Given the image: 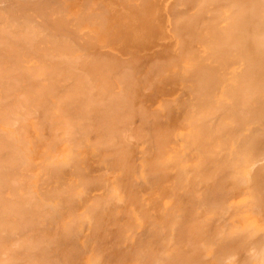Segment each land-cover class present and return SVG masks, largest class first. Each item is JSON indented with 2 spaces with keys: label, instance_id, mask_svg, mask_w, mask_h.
<instances>
[{
  "label": "bare ground",
  "instance_id": "bare-ground-1",
  "mask_svg": "<svg viewBox=\"0 0 264 264\" xmlns=\"http://www.w3.org/2000/svg\"><path fill=\"white\" fill-rule=\"evenodd\" d=\"M137 2L139 3V1ZM141 2L139 3L140 5L137 3L138 7H141ZM167 2L168 5H166L169 8L166 6L167 9H165V13L168 12L167 14H170V16H174V18L171 17L172 19L176 18V22L174 21V31L175 34H177L176 36L174 35L173 38L175 39V37H177V41H173L174 39L170 40H172L176 45L178 44L177 50L174 48L175 45L173 44V48L177 52L175 56L170 57L169 55L166 58L164 56H167L168 53H166L167 51L165 52L166 49L163 50L162 48V51H164L166 54L164 52V54L161 52L162 58L157 56L156 60H158V58L160 59L159 65L162 66L163 70L165 69L164 72H166L167 68H170V64L171 68L172 66H174L176 71H179L180 69L177 70V68L181 66V63H185V65H187L186 69L188 71L184 73L178 72L179 75L182 74V76H178L177 74L176 77V75L172 74V71L167 70V74L172 72L171 74L175 76L174 82L175 80H180V78L178 77L182 78V80L180 81V85L182 87V96L178 99L176 104H164L162 106H159V108L154 111H152L153 109L149 110L148 105L145 107L142 103L139 104L141 101L133 100L134 98H138V93L141 90V88L139 87L141 85L146 86V83H150L153 81L152 78H150L149 80V77L147 78L144 76L147 70L144 72V75L139 74L140 76H142L140 77V81L142 80L143 76L146 78V80L148 79L147 81L144 79L146 82H144L145 84L142 83V80L140 86L137 85L139 89L135 87L136 83H140L137 82L139 81V78L137 77L135 79L137 81L135 82V86L133 87V81L135 80L130 82V80L132 79H130V76L127 78L125 74V76L123 75L124 77L122 76V79L124 78L123 81L129 79V82L126 81L127 83H123L127 84V86L129 83L133 84H129L128 87L126 86V89H124L125 86L122 85L124 86L123 90L121 89L122 91H108V89L111 88L112 82L111 84L108 83V89H103L100 88V86L102 85L101 82V85H97L99 84V80H90L89 78L88 83L86 82L87 80L85 81L82 79V74L80 75L82 77H79V74H76L78 77L76 76L77 78H75L74 76L73 79H76L75 82L78 83V85L75 84L74 80L70 77L71 75L73 77L76 72L74 74L71 73V75L65 74V72L67 73L68 70H63L65 72L62 71L61 73L59 71V73H57L58 70L65 69L69 63H72L71 59L69 60V63H63L64 67L61 65L63 62L62 61L60 64L62 68L55 66L57 68V71H55L54 68H51V70H54L56 72V75L58 74V76L64 73L60 77L57 76L58 79H62L64 75V79L70 78V80L68 79L67 81V79H65L66 81L62 80L64 83H60L62 81H59L57 77L54 76L55 74L53 76L56 77V79L50 76L51 74L49 73L51 71L49 73L47 72L48 69H50L49 67H51L49 65L51 63H54L52 61H47L48 63H50L49 65L45 61V65H48L47 67H45L44 62L43 64L40 63V65L42 64V67H40L38 62V66L33 65V67L37 66L34 67V69L31 66L30 68L28 66L27 69L26 67L24 69H22V67L20 68V66L24 65H22V61H18L17 58L21 57L22 54L24 55V53L21 54L12 49L11 45L14 44H12L13 41H10L9 36L13 32L9 34V31L7 32V30L5 29L0 30V92L4 95L3 96L2 94H0V100H2L3 102V100L7 101L6 99H8L9 101L11 97H15L20 93L24 94V99H22L21 101H18L19 98L17 99L16 97L17 101H13L15 104H11V102L8 101V103L6 104L8 106L7 109L11 108L9 110L11 113L17 112L18 115L20 114V117L18 115L17 117L19 121L21 118V125L18 126V133L19 131L21 133L18 135L16 131H13L14 134L12 132L13 135H11L9 134V131L6 133V130L5 132L3 131V135L1 134L2 137L6 136V141L8 142V144L5 140L4 141L5 144L8 145L9 150L6 146L5 148L7 149L3 148L2 145L5 144L4 142H2V139L5 138L1 137L2 145H0L3 150H5V152L6 150L8 151L5 154L7 156L4 155L5 159H3L4 156L3 158H0V162L5 163L4 166L1 165L2 163H0V180L1 178L3 180L4 177L7 180H15L17 182V186H13L15 184L9 181L11 182V184H13L7 186V189L10 191L12 198L9 197V199H7L4 196H2V198L0 197V231L4 230L10 233L15 228V226L13 228L12 225H15L16 223V228L14 231H18L19 235H21L20 239L22 238V241L19 239L21 244H18L17 246H20L19 250L21 251L18 250L17 252H15L17 250L16 248V250L11 253V251L14 250L15 247L14 249H11L12 245L11 247H9L10 245L8 243V247L11 249V251L10 249L8 250L7 246H5L7 245L6 242L8 241L4 236L3 245L5 247L3 245L2 246L4 247V250L7 249L9 254H11L9 256H6L7 252L5 251L6 257H1L2 260L0 259V262L5 261L6 259L9 262L5 261L7 263L2 262V264H8L11 262L14 263L16 260L24 261L25 258L28 260V264H54V261L52 260V262L50 260L51 257L48 255V251L50 252L51 250L55 252L58 251V254L61 256V258L70 263L71 261H67V259L72 260L75 258V256H78L79 253L81 254V252L83 253V251L85 250L89 253L90 249L91 252L94 253L89 254L86 259V264H192L194 261L195 262L193 264H201L200 260L202 258L200 259V257L206 253V250L211 248V252L213 253V251H215L214 248L216 249L217 247L218 249H221L222 245L228 246L229 244L233 248H230L229 246V249L226 248L228 250V254L225 247L223 248L224 251L222 249L221 251L217 249L218 251H215L213 253L214 264L215 262H218V264H226V262L228 264H264V161L258 163V161L260 162V160L264 159V0H169ZM143 3L146 4V0H143ZM143 3L142 6H145L143 5ZM153 5L156 6L157 4L153 2ZM125 6H128V4H126ZM158 6L159 5H157V7ZM176 6H184V9H178L176 8ZM133 7L135 8L136 6ZM137 9V13L141 11L146 12L145 9L141 11L139 8ZM132 10L136 13L135 9ZM176 13L179 15L181 14V16H176ZM144 14H142V16ZM17 17L19 16L17 15ZM35 24L37 23L35 22ZM36 26L37 30H40L38 29V25ZM170 29L168 26V30L172 31V29ZM33 31L34 30H32L31 33L30 31H27V33L30 34L26 33L23 37H21L20 35V38L19 36H16L18 37V39L23 38V40H28V43H30L32 39H30V36L28 35L32 34V37L33 35L35 36L34 39L36 37L38 38L37 34H35V32L33 33ZM41 31H39V33ZM109 31L105 33L110 34ZM46 36L47 35H45L44 38H41L39 36V38H41V41L42 39L46 41ZM49 36H51L50 39L53 38V35ZM49 36L47 37L49 38ZM55 37L54 39H57ZM11 39L14 38L11 37ZM17 42H19V40ZM168 42L166 44L170 45L169 43L171 42ZM50 43L52 44L54 51L58 49V47H61V49L65 47V44L62 43V40L60 43H62L63 45L60 43H58L59 45H57L56 42L53 43L51 41ZM105 43H109V41ZM38 44L39 43L37 42V45ZM53 44L57 45V48ZM156 44L159 47L156 46L157 48L155 47V50H152L151 54L153 53V55H156L157 52H160L159 50H161V47L164 46H162V43H160V46L159 42H156ZM48 45L50 44L48 43ZM69 47L70 48L68 49L71 50L74 46ZM76 47L77 46H75V48ZM21 48L23 49V47ZM46 49H48V47ZM65 49L68 50L66 47ZM155 51L156 53H154ZM151 54L149 55L151 56ZM63 55H65V57L66 55L70 56L69 53H66V51L62 53V56ZM111 56L113 58H119V56H117L116 54H109V57ZM131 56L133 57L132 54ZM137 56H135V58ZM151 58L152 60L154 59V65L151 62L149 64H152L156 67V64H158L159 62L156 61L155 57L153 58L152 56L148 59L152 61ZM54 59L55 58H52L50 60ZM61 59L63 60V58ZM143 59L144 57L140 62L146 64V62L148 61L147 58L145 57L146 61H143ZM130 60L132 59L130 58ZM172 60L175 62H173ZM176 60L180 63L178 65L179 67H175V65L178 64ZM112 61H114V59ZM155 61L157 62L156 64L154 63ZM161 61L163 62V64H161ZM74 62L76 63L74 65H77L78 62ZM120 62L122 63V61ZM125 62L127 63L128 60H125ZM140 62H138L139 64H141L139 65V69L145 66ZM166 62L170 64H166ZM173 63L174 65H172ZM236 64L237 66H235ZM150 65L149 67H151L152 69H156L155 67H152V65ZM185 65L183 64V66H181L184 68L181 70H185ZM44 67L46 68V70ZM13 68L15 70H17L18 68V71L14 72ZM42 68L44 69L45 73L48 74H43ZM162 68H158L159 71H161V74L159 72H157L156 74L157 69H153L154 72L150 70L153 72V74L151 73L150 76L154 75L155 73V77L162 76V78L166 80L167 74L166 77L165 75H163L164 72H162ZM136 71L134 73V76L135 74H138V72ZM176 71L174 70L175 73H177ZM23 72L28 74H24ZM29 72H32L31 75L29 74ZM139 72L143 73L141 69ZM158 73L160 75H158ZM32 74L35 75V78ZM40 74L41 78L44 76L41 81L43 80L44 82H51L47 83L48 86L45 84H39L41 83V81L40 79L38 80L37 77L40 76ZM104 74L105 76H101L102 79L103 77H106V75L107 77H109L108 73ZM26 75H30V78L28 77L29 79H26ZM11 77H14L12 81L10 80ZM116 77L113 78L115 79ZM120 77L121 76H119V78ZM155 77H153V79ZM31 78H33L32 83L29 81ZM78 78L79 80L81 79L82 82L81 80L80 82H77ZM2 79L4 80V82H1L3 81ZM155 79L160 80L159 78ZM25 80H28L30 84L29 85L28 82H26L27 88L26 86H24ZM56 80L59 81V83ZM93 80H95L96 82ZM170 80H168L169 83ZM34 81V84L37 83L38 85H34ZM187 81L190 82V85H186ZM71 82H73V85L75 84V87H80L82 85H80V83H87V88L89 85H91V89H86V91H90L91 96L89 95V93L86 94L83 92V94L81 91L86 87V85H83L84 87H81V93H78L77 91V93H75L74 95V90H79V88L75 89L74 87H71L70 89L69 87L72 86ZM92 82H94V84H91ZM104 82H106V84L103 86L107 88L106 85L108 80ZM54 83L59 84V89H57V85ZM66 83L68 85L70 83L71 84L70 86H68ZM95 83L96 86L100 88V90L104 91V93L106 91L109 92V94L106 92L108 95H105V98L104 96L103 98H99V95H95L94 89L95 91L97 90L98 92H100L98 88H95V86H93L92 89V85H95ZM60 84L61 86L64 85L62 86L63 88L65 87V85H67V88L70 91H67V89L64 88L66 90L65 91L60 86ZM118 84L120 83L118 82ZM31 85L35 86L34 90L32 89L33 87H31ZM49 85H51V87ZM53 85H55L56 88ZM21 86H23V88L25 87L26 89L22 91L21 89L23 88H21ZM130 86L139 91L138 92L136 90L138 93H135V95L137 96L134 98L133 96L135 95L132 94V92H134L132 90L135 89H133L132 87L131 90L127 89ZM37 87L39 90H36ZM17 88L21 91H19ZM50 88H55L54 90L51 89L52 91H54V93L50 90ZM44 89L45 91L43 92ZM48 89L52 92L51 93L49 91L53 96L54 94H56V90L60 91V89H63L64 91H61L65 93L64 95H61H63L64 97L61 96V98H59L61 91L59 92V94L57 93L55 97H53L52 95L48 96ZM112 89L113 88H111V90ZM97 91L96 94H98ZM103 91H101L100 94H102ZM119 91L122 95L120 93L118 94ZM93 93L96 98L98 97L99 99H95V96L93 97L92 95ZM6 94L9 95L8 97L10 99L6 98ZM78 94H82V97L78 98ZM45 95L48 97L51 96L53 99L55 98L54 101L56 103H52L53 99H51V97L49 98V100L51 99L52 101L46 100ZM102 95H100V97H102ZM113 96L115 98H111ZM29 99L30 101H35L36 103L31 102L32 104H29ZM75 99L78 101H75ZM80 99H82L81 102H84L83 104L79 102ZM25 100H27V102ZM64 100L65 102H62ZM48 101L50 104L47 103ZM74 101L77 102V104L73 103ZM134 101L139 102L136 103ZM3 107L5 108V106ZM26 107L28 111H25ZM4 112H6V110H4L3 113ZM28 112H30L32 115L34 113L35 120L32 121V126L35 128V130H43V133L40 132L43 137L39 134V132V135L37 134V138L35 136L32 137L31 131H27L28 126L24 122L28 120ZM158 118H163V123L158 125L157 123L161 120ZM176 120L182 122L181 127L186 129L185 133L179 132L180 130L177 129L179 125L175 126ZM2 121L4 123L5 119ZM13 121L15 122V120ZM136 122V125L133 124L135 125L133 131L132 126H129V124L131 125V123ZM5 123L4 125H7ZM30 130H32L31 127ZM142 130H167V133L161 139H158L157 137L156 148L151 145L152 135L147 134L146 131L145 134H141ZM24 131H27V133L29 132L31 137L35 139L32 140V138L30 137L31 139L28 140L27 137L29 138V133H26V135ZM56 131H58L57 133H59V135L56 134ZM49 132L50 134H48V138L47 134L45 133ZM53 132L57 135V137L53 135ZM61 133L64 135L67 134V136L63 137ZM179 139L181 141L178 144L177 142L173 143V140L178 141ZM170 140L178 147L169 148L168 146L167 148V142L170 143ZM29 142H31L30 148L33 149L31 150L32 154L29 153L31 152L30 149L28 151L27 145ZM59 142L66 144L67 149L65 151L67 152V154L65 158L69 157L67 159H70L73 165L78 164L79 167L81 162L88 163L91 161V158L98 156L99 152H102V154L104 153L105 155L106 151L109 154V158H107L108 156H106L105 158H111V164L114 169L120 171V177L118 178V180L115 177V179L111 177L114 180H110L107 177L105 178V174H97L91 176L89 175L90 177L88 178H80L79 175V183L81 185L92 184L93 187L96 186V188L97 186H99L98 189L101 188L102 191L101 195L98 194L100 198L99 196L94 197L95 199L93 198V200H91L92 198H85L87 201L91 200L92 202L89 205L86 201V203L84 204L89 205H85V207H88L89 210H86L87 212L84 210L83 212H81L86 213L84 214L85 216L89 215L87 217L89 218L87 221L90 223L89 230L87 228L88 234L91 230V232L95 233L96 236L92 233V235L85 234V236H83L84 234L82 235L78 232L77 227L79 226L76 225L78 218H74V215H72V213H75V211L77 210L75 208L79 207V203L77 204V201H75V203L77 204V206H74L75 208L71 207L73 202L68 203L70 201H73L72 199H77L75 198V196L77 197L78 194L80 195L78 196L81 197L82 194L81 192H79V190L77 192H74V189H76V186L78 185L74 187V184L69 185L68 183L69 186L65 185L68 187V189L66 188L67 192L65 191V193L62 190L61 192L63 193L59 191L60 194H62L61 197L55 196L59 192H57L56 190L53 191L51 190L52 188L48 187V182H52L51 178L53 176H57V170L60 167H63L62 164L70 166L66 163L67 159L64 160V158L62 159L60 158V156V159L55 157L52 158L51 155L48 154L52 158L51 159L48 157L47 153H44L47 148L52 149L54 147L53 145ZM51 144L53 147L51 146ZM153 149L156 150L154 151ZM36 150L39 152L44 151L42 152L43 155L42 153L37 154L35 152ZM35 153L42 157L46 156L48 157V159L46 157V159L43 157L44 159L42 158V162L40 161L41 158L39 162H37L34 156L31 157V155L36 156ZM102 158H104V156ZM95 161L97 162L96 159ZM67 162H69V160H67ZM4 168H7L8 170ZM41 170L43 171V173H41ZM90 170L91 172H96V169H94L93 167H90ZM146 175H149V179L146 178ZM5 181L3 180L4 184L7 182ZM31 186L32 188L34 187V190L36 191L33 192V190L29 188ZM4 188H6V186ZM63 190L65 189L63 188ZM2 192L3 194L6 193L4 189ZM111 198H113L114 200L112 201ZM44 200H49L50 204H47V202H45ZM144 201L146 202V205H144L145 203H142ZM94 202L95 204H97L95 205ZM115 202L116 204H118L117 206L113 205ZM100 203L101 208L99 206ZM152 203H156V205H152ZM67 204H70L68 205L69 207H67ZM102 204H104L105 207H111L105 208ZM243 206L245 207V209ZM70 207L73 212L68 213L69 211H71ZM96 207L100 209H97ZM240 207H242L243 209ZM20 208L22 209L20 210ZM239 208L241 209V211H239ZM15 209H17L18 211H16ZM64 210L65 212L67 211L66 214ZM91 210L92 214L95 212V214H93L94 216L90 214ZM101 210L109 211L107 214L104 211L105 215H102ZM15 211L18 213L17 215H19L20 219L16 220V222H13V224L11 222L13 217L12 219L10 217L11 215L15 216L11 214ZM216 211L228 214L227 216H225L227 220H229V216L236 215V212H243L241 215L243 218L242 226L237 230H230L231 232L229 233L228 238L226 236V231L223 229L224 227H226L225 229H228L229 226L227 227V224L230 223L228 221V223L226 224L225 218V220H223V223L220 222L219 219H217L219 217V213L216 214ZM70 214L72 215L73 219H76V221L74 222L71 217L70 220L72 219L71 221H73L74 226L69 225L68 227L65 223L67 221L64 222L63 218L65 219V216H69ZM98 214H100L101 216H97ZM59 215H61L62 220L60 219V217L58 218ZM91 215L92 218H95V216H97V219H92ZM80 216L81 219L83 218V220L84 218H86L85 216L83 217V214H80ZM238 217H240V215L236 218ZM57 218L58 221H55V219ZM81 219L79 218V220ZM114 219L116 221H119L116 223ZM90 220L92 223L90 222ZM96 220H99L100 224L98 222V224L94 223L96 222ZM217 220L220 222V224H223H221L223 227L218 224L219 222ZM231 220L232 219H230V221ZM59 221H63L64 226L66 225V227L64 228L62 225H60ZM232 221L235 222V219ZM56 222H59L57 223L58 226L55 224ZM83 222L86 221H82V223L80 221V223L83 225H81L80 228L84 227L83 229H86V224L88 222L86 224H83ZM107 222H109V224ZM104 223H106L107 225L103 226ZM75 225L77 227H75ZM219 225L221 226V228H223V231L221 230ZM94 226L98 229V231L95 230L96 228ZM102 226L104 227V229H106V231L102 228ZM73 227L77 228L78 233H76L78 234V237L82 238L83 236V238H85L86 236H89L88 239L86 237V240H89L90 238L95 236L93 241L89 240L90 243L91 241L93 242L92 244L95 245V248L93 245V247L91 246V248L88 249V245H90V243L88 244V241H86L85 239L80 243H83V245H81L82 249H78V247H81L80 245H78V247L76 248V243H73L76 236V230ZM83 229L80 230V233H82L81 231H83ZM144 231L146 232V234H144ZM97 232H100V234H98ZM213 232H216V235H218L216 237L214 236L216 238L215 240H211V238L214 239V237H212V234L215 233ZM144 235H146V237ZM220 235H222V238L220 237ZM105 236L106 238H108V241H106ZM16 237L17 235L14 236L13 234L12 243L17 240ZM0 238H2V235L0 236ZM98 238H100V240ZM224 238H226L227 242L229 241L228 244H224L226 241L225 240L223 242L222 239ZM76 239H78L77 236ZM209 239L212 242L219 240L220 243L216 241L215 243L218 244H215V247L211 246L212 242L210 243V245L208 243ZM9 242L11 241L9 240ZM68 243H70L71 245H69ZM0 244H2V242ZM199 244H201V246ZM208 244L210 247H208ZM49 245H51L52 247H50ZM219 245L221 246L218 247ZM2 246L0 245V247ZM1 252H3V250ZM86 252H84L82 255H86ZM194 252L196 254L198 253L199 258H196ZM216 252H220L218 253L219 255ZM223 253H225V255ZM52 255L53 254H51V256ZM81 256L80 260L82 258ZM9 259L11 260V262ZM55 260H57V258ZM59 260L62 261L61 259ZM20 264H22V262ZM58 264L60 263L58 262Z\"/></svg>",
  "mask_w": 264,
  "mask_h": 264
},
{
  "label": "rangeland",
  "instance_id": "rangeland-1",
  "mask_svg": "<svg viewBox=\"0 0 264 264\" xmlns=\"http://www.w3.org/2000/svg\"><path fill=\"white\" fill-rule=\"evenodd\" d=\"M128 3H127V2ZM0 0V30H2V29H5V30H7V32L10 34V33H12V34H10V36H9V38H10V41L12 42V44H14V45H11V47H12V49L14 50V51H16V52H18V53H24V55L22 54V58L21 57H19V58H17V60L19 61H22V65H24V66H20V68L22 67V69H24L25 67H26V69L28 68V66H29V68H30V66L31 67H33V65H37V63L39 62V65H40V63H42L43 64V62H44V65H45V61H46V63L49 65L50 63H48L47 61H49V62H54L52 65L50 64L49 66H51V67H49L50 69H48V73L49 74H51L50 76L51 77H54V76H58V74L56 75V72L55 71H57L56 69V67H61L62 68V66L64 65V64H67V62L69 63L70 61L69 60H71V62L72 63H69L67 66H66V68L65 69H62V70H58L57 71V73H59V71H60V73L63 71V70H68V72L66 73L65 71H63V72H65V74H70L71 75V73H75V75H73V77H72V75L70 76L72 79L74 78V76H75V78H77L78 76V74H79V77H85V78H83L82 77V79L83 80H87L86 82H88L89 80V78H90V80H92V79H96V81H98L99 82V84H97V85H101V83H102V85L100 86V88H103V89H108V83H110L111 84V82H112V85H111V88H113L112 90H111V88H109L108 89V91H118V90H123V88H124V86H125V88L124 89H126V86H127V84H124L123 82H129V79L128 80H124L123 81V79H122V76L124 75L125 76V74H126V76H127V78L130 76V79H132V80H130V82H132L133 80H135L137 77L139 78V81H137V80H135V81H133V83H134V85H133V87L135 86V82L137 81V82H140V83H136V88L137 89H139V88H141V90H140V92L137 90V89H135V88H133L132 86H130L129 88H127V89H130L131 90V87L133 88V89H135V90H132V91H134V92H132V94L133 95H135V93L137 94L138 92V98H134V97H136L137 95H135V96H133V100H139V101H141L139 104H143V106H147L148 105V109L149 110H152V111H154V110H156V109H158L159 108V106H162V105H164V104H176L177 103V101H178V99L182 96V87H181V80H182V78L181 77H178V78H180V80L178 79L177 81L175 80V82H174V79H175V76H173V75H176V77H177V74H178V76H182V74H180L179 75V73H184V72H186V71H188L187 69H186V67H187V65H185V63H181V66H183V64L185 65L184 67H185V70H181V69H184L183 67H179L178 65L180 64L177 60V65H175V67H179V68H177V70L178 69H180L179 71H176V69L174 68V66H172V68H171V64L170 63H167L166 62V64H170V68L168 69H166V72H164L165 71V69L163 70V68H162V66H160L159 64H160V62H159V58H158V60H156V57L157 56H159V57H161L162 58V53L164 52V51H162V48H163V50L164 49H166L165 50V52L166 53H168V55L167 56H164V57H168L169 55H170V57H173V56H175V54H176V50H177V46H178V44L176 45L175 43H173V41H177V37H175V39L173 38V36L175 35L176 36V34H175V31H174V24H175V22H176V18L175 19H172L171 17H173L174 18V16H170V14H167V13H165L166 12V10L165 9H167V1H169V0H146V4H147V7H146V4H144L143 3V0H137V1H139V3L141 2V7H138V5H137V1L136 0ZM130 1V2H129ZM145 2V1H144ZM153 2L155 3V4H157V5H159L158 7H157V5L155 6V5H153ZM161 2V3H160ZM128 4V6H125L126 4ZM138 3V4H139ZM142 3H143V5H145V6H142ZM167 4V5H166ZM140 5V4H139ZM104 6V7H103ZM133 6H136L135 8L133 7ZM167 6V7H166ZM102 7V8H101ZM158 9H157V8ZM161 7V8H160ZM184 6H180V7H177L176 6V8H178V9H184L183 8ZM137 8H139L140 9V11L141 10H143V9H145L146 10V12H145V14H144V12L143 11H141V12H138L137 13ZM160 8V9H159ZM169 8V7H168ZM5 9V10H4ZM106 9H107V12H106ZM132 9H135L136 10V13L132 10ZM163 9H164V11H163ZM158 11V12H157ZM29 12V13H28ZM103 12H105V13H103ZM164 12V13H163ZM108 13V14H107ZM140 13V14H139ZM171 13V12H170ZM3 14V15H2ZM31 14V15H30ZM142 14H144L143 16H142ZM157 14V15H156ZM177 14V13H176ZM175 14V15H176ZM182 14H185V13H182ZM17 15L19 16V17H17ZM32 15H34V16H32ZM160 15V16H159ZM170 16V18H169V16ZM179 14H177L176 16H178ZM11 16H13V17H11ZM181 16V14L179 15V17ZM16 17V18H15ZM165 17V18H164ZM7 18V19H6ZM178 18V17H177ZM26 19V20H25ZM32 19V20H31ZM33 19H34V22H33ZM163 19V20H162ZM175 21V22H174ZM35 22L37 23V24H35ZM40 22V23H39ZM165 22H167V23H165ZM3 23V24H2ZM44 23V24H43ZM51 23V24H50ZM170 25H169V24ZM21 24V25H20ZM137 24H138V26H137ZM144 24V25H143ZM24 25V26H23ZM36 25H38V29H40V30H37V26ZM114 25V26H113ZM167 25V26H166ZM9 26V27H8ZM145 26V27H144ZM168 26H169V29L171 28L172 29V31H173V34H172V31H169L168 30ZM2 27V28H1ZM36 29H35V28ZM27 28V29H26ZM42 28V29H41ZM29 32L30 31V33L32 32V30H34L33 31V33L35 32V34H37V36H38V38L36 37L35 39H34V35H33V37H32V34L31 35H28V36H30V39H32V41H30V43H28V40H23V38H21V39H18V37L17 36H19V38H20V35H21V37H23L24 36V34H26L27 33V31ZM30 29V30H29ZM157 31H156V30ZM170 29V30H171ZM35 30H37V31H35ZM43 32H42V31ZM110 30V31H109ZM11 31V32H10ZM39 31H41L40 33H39ZM103 33H102V32ZM110 32V34H108V33H105V32ZM168 34H167V33ZM16 33V34H15ZM30 33H27V34H30ZM112 33V34H111ZM19 34V35H18ZM43 34H45V35H47V36H49V35H53L52 37V39H50V37L51 36H49V38L46 36V41H44L43 39H42V41H41V38H44L45 37V35H43ZM49 34V35H48ZM105 34H107V35H105ZM170 34V35H169ZM17 35V36H16ZM43 35V36H42ZM16 36V37H15ZM27 36V35H26ZM25 36V37H26ZM39 36L41 37V38H39ZM56 36V37H55ZM119 36H121V37H119ZM11 37L12 38H14V39H11ZM32 37V38H31ZM54 37L55 38H57V39H54ZM59 37V38H58ZM60 37H61V39H60ZM107 37H109V38H107ZM118 37H119V39H118ZM48 38V39H47ZM105 38H107V39H105ZM28 39H29V37H28ZM117 39H118V41H117ZM130 39V40H129ZM170 39H174L173 41L172 40H170ZM19 40V42H17ZM21 40V41H20ZM38 40H40V41H38ZM47 40H48V42H47ZM60 40V41H59ZM61 40H62V43H64L65 44V47L68 49V48H70L69 46H74L71 50H66L65 49V47L63 48V49H61V47H58V49H56L55 51L53 50V46H52V44L50 43V41L51 42H56L57 43V45H59L58 43H60L61 42ZM3 41H4V39H3ZM22 41H23V43H22ZM107 41H109V43H105V42H107ZM111 41V42H110ZM115 41V42H114ZM155 41V42H154ZM171 42V43H169V42ZM15 42V43H14ZM24 42H26V43H24ZM37 42L39 43L38 45H37ZM156 42L158 43L159 42V44L160 43H162V46L163 47H161V50H159L160 52H157L156 53V51L154 52V53H156V55L154 54L153 55V53L151 54V52H152V50L154 49L155 50V47L157 46V47H159L157 44H156ZM169 43L170 45H168V44H166V43ZM41 43V44H40ZM45 43V44H44ZM48 43L50 44V45H48ZM55 43V44H56ZM62 43H60V44H62ZM29 44V45H28ZM55 44H53V45H55ZM106 44H108V45H105ZM155 44V45H154ZM166 44V45H165ZM175 45V47H174V45ZM44 47H43V46ZM57 45H55V47L57 48ZM63 45V44H62ZM62 45H60V46H62ZM46 46V47H45ZM68 46V47H67ZM75 46H77L76 48H75ZM102 46V47H101ZM160 46H161V44H160ZM21 47H23V49L21 48ZM48 47V49H46ZM49 47H50V49H49ZM51 47H52V49H51ZM156 47V48H157ZM176 49H174V48ZM65 49V50H64ZM160 49V48H159ZM50 50H52V51H50ZM136 50V51H135ZM174 50V51H173ZM64 51H66V53H69V55L70 56H67L66 55V57H65V55H63L62 56V53L64 52ZM74 51V52H73ZM144 51V52H143ZM158 51V50H157ZM130 52V53H129ZM150 52V53H149ZM162 52V53H161ZM164 52V53H165ZM26 53V54H25ZM36 53V54H35ZM70 53H72V54H70ZM144 53V54H143ZM163 53V54H164ZM165 53V54H166ZM65 54V53H64ZM109 54L111 55V54H116L117 56H119V58H113L112 56V58L111 57H109ZM131 54L133 55V57L131 56ZM146 54H147V56H146ZM149 54H151V56L154 58L155 57V60L156 61H158L159 63L158 64H156L157 62L155 61L154 63L156 64V67L155 66H153L154 64H153V60H152V58H151V60L152 61H150V59H148V58H150L151 56L149 55ZM17 55V54H16ZM30 55V56H29ZM139 56L140 57V55H141V59L138 57H136L135 58V56ZM143 55V56H142ZM19 56V55H18ZM44 56V57H43ZM49 56H50V58H49ZM52 56V57H51ZM62 56V57H61ZM73 56H75V57H73ZM131 56V57H130ZM70 57V58H69ZM144 57V59H143V61H146L145 60V57L147 58V62H146V64L144 63H142V62H140V61H142V58ZM163 57V58H164ZM45 60H44V59ZM52 58H55L54 60H56V61H54V60H50V59H52ZM61 58H63V60L61 59ZM69 58V59H68ZM130 58L132 59V60H130ZM22 59V60H21ZM48 59V60H47ZM65 59V60H64ZM85 59V60H84ZM114 59V61H112ZM123 59H125V60H128V62L126 63L125 62V60H123ZM135 59H137V60H135ZM140 59V60H139ZM44 60V61H43ZM83 60V61H82ZM118 60H119V63H118ZM131 62H130V61ZM137 61V62H135V61ZM164 60V59H163ZM175 60V59H174ZM63 61V62H62ZM74 61H77L78 63H77V65H74V64H76ZM81 61V62H80ZM117 61V62H116ZM120 61H122V63L120 62ZM173 61V60H172ZM172 61H171V63H172ZM57 62V63H56ZM61 62H62V64H61ZM87 64H86V63ZM138 62H140V63H142L143 65H145L144 67H143V65H142V67L143 68H140L141 69V71H143V73H141V72H139L140 71V69H139V65H141V64H139ZM152 63L151 65H152V67H155L156 69H157V71H156V74H157V72H161V71H159V69L158 68H162V72H164V74L163 75H165V77H166V74H167V70H170V71H172L171 73L173 74H171V73H169V74H167V78H166V80L165 79H163L162 78V76H157V77H155V73H154V75H152L153 77H155V78H159L160 80H156L155 78L153 79V77L152 76H150V74L152 73L153 74V72H154V70H156V69H152L151 67H149V63ZM162 62V61H161ZM173 62H175V61H173ZM64 63V64H63ZM80 63H82V64H80ZM85 63V64H84ZM132 63V64H131ZM164 63H165V61H164ZM42 64L40 65V67H42ZM60 64L62 65V66H60ZM161 64H163V62L161 63ZM1 65V64H0ZM20 65V64H19ZM47 65V66H48ZM84 66V67H82V66ZM88 65V66H87ZM97 65V66H96ZM135 65H137V66H135ZM146 65H148V66H146ZM150 65V66H151ZM165 65V64H164ZM164 65H163V67H164ZM172 65H174V63L172 64ZM38 66V65H37ZM37 66H34V67H37ZM46 65H45V67H47ZM56 66V67H55ZM72 66H74V67H72ZM76 66V67H75ZM235 66H237V64L235 65ZM1 67V66H0ZM18 67V66H17ZM34 67H33V69H34ZM39 67V68H40ZM44 67V68H45ZM64 67V66H63ZM69 67H70V69H69ZM89 67V68H88ZM109 67V68H108ZM138 67V68H137ZM149 67V68H148ZM166 67V66H165ZM168 67V66H167ZM38 68V69H39ZM51 68H54L55 69V71L54 70H51ZM61 68H59V69H61ZM76 68V69H75ZM115 68V69H114ZM25 69V70H26ZM32 69V68H31ZM30 69V70H31ZM38 69H36V70H38ZM43 69V68H42ZM42 69H40V70H42ZM120 69V70H119ZM123 69V70H122ZM137 71H136V70ZM13 70H14V72H17L18 71V68H17V70H15L14 68H13ZM39 70V71H40ZM45 70H46V68H45ZM69 70H70V72H69ZM76 70V71H75ZM81 70V71H80ZM147 70V74L145 73V75H144V72ZM150 70H152V71H150ZM161 70V69H160ZM174 70L177 72V73H175L174 72ZM27 71V70H26ZM72 71V72H71ZM109 71V72H108ZM125 71V72H124ZM135 71L136 72H138V74H135V76H134V73H135ZM170 71H168V72H170ZM42 72V71H41ZM55 72V73H54ZM179 72V73H178ZM13 73V72H12ZM24 73V72H23ZM32 73V72H31ZM31 73L29 72V74L31 75ZM48 73H45V71H44V69H43V74H48ZM104 73H108V76L109 77H107V75H106V77H103V79H105V80H103L102 79V77L101 76H105V74ZM158 73V75H160ZM15 74V73H14ZM24 74H28V73H24ZM34 74H38V73H34ZM34 74H32L33 75V77L35 76ZM55 74V75H54ZM64 73H62L60 76H62ZM77 74V75H76ZM82 74V76H80ZM144 75L145 77H149V80H150V78H152V82H150V83H146L145 82V80H146V78L143 76V78H142V80H143V82H142V80L140 81V77H142V76H140V75ZM149 74V75H148ZM13 75V74H12ZM29 75V76H30ZM54 75V76H53ZM112 75H113V77H116L115 79L112 77ZM28 75H26V79L29 77ZM46 76V75H45ZM47 76H49V75H47ZM60 76H58V77H60ZM65 76V75H64ZM63 76V77H64ZM77 76V77H76ZM95 76V77H94ZM100 76V77H99ZM119 76H121L120 78H119ZM123 76V77H124ZM25 77V76H24ZM36 77H37V75H36ZM38 77H40V78H38ZM37 77V79L39 80L40 79V81H41V79L44 77H42L41 78V74H40V76H38ZM51 77H49V78H51ZM56 77H54L55 79H56ZM58 77H57V79H58ZM62 77V79L60 80V79H58L59 81H64L65 79H67V78H63ZM68 77H69V75H68ZM92 77V78H91ZM97 77V78H96ZM131 77H133V78H131ZM174 77V78H173ZM30 78V77H29ZM28 78V79H29ZM35 78V77H34ZM47 78V77H46ZM54 78H53V80H54ZM118 78V79H117ZM12 79H14V77H11V81H12ZM32 79V80H31ZM29 81L32 83V81H33V78H31ZM48 79V78H47ZM46 79V80H47ZM69 80H70V78H68ZM68 79H67V81H68ZM109 79H111V80H109ZM122 79V80H121ZM145 79V80H144ZM172 81H171V80ZM177 79V78H176ZM3 80V79H2ZM35 80V79H34ZM37 80V81H38ZM49 80V79H48ZM74 80V83L75 84H78V83H76L75 82V80L76 79H73ZM72 80V81H73ZM79 80V78L77 79V82H80V80ZM108 80V82H107V88H105V86H103V85H105L106 84V82H104V81H107ZM113 80V81H112ZM148 80V79H147ZM146 80V81H147ZM168 80H170V83H169V81ZM36 81V80H35ZM35 81L33 82V84L35 83ZM43 81V80H42ZM42 81H41V83H39V84H45V85H47L48 86V84L47 83H49V82H44L43 81V83H42ZM57 81V80H56ZM59 81H57L58 83H59ZM60 82V83H64V82ZM66 81V80H65ZM93 81H95V80H93ZM95 81V82H96ZM120 83V84H118V82ZM120 81H122V82H120ZM167 81V82H166ZM178 81H179V83H178ZM1 82H4V80L3 81H1ZM23 82V81H22ZM26 82H28V80L26 81L25 80V85L24 86H26L27 85V83ZM55 82V81H54ZM56 82V83H57ZM81 82H82V80H81ZM86 82H84V83H86ZM97 82V83H98ZM101 82V83H100ZM126 82V83H127ZM141 82L142 83H146V86L144 85V86H140V84H141ZM172 82V83H171ZM51 83V82H50ZM56 83H54V84H56ZM69 83V82H68ZM72 83V84H71ZM70 84L72 85V86H70V84L68 85L67 83V85L68 86H70L69 88L71 89V87H74L75 89H78L79 88V90H74V95H75V93H77V91H78V93H81L80 92V89H81V87L84 85H86V87L84 88V89H82L81 91H82V93L84 92V93H86V94H88L89 93V95H90V91H86V89L88 90V88L89 89H91V85H89L88 86V88H87V83L86 84H83V83H80V87L78 86V87H75L74 85H73V82H71ZM89 83V82H88ZM122 83V84H121ZM133 83H129V84H133ZM144 83V84H145ZM174 83V84H173ZM21 84V83H20ZM28 84H29V82H28ZM52 84H53V81H52ZM51 84V85H52ZM91 84H94V82H92ZM117 84V85H116ZM129 84H128V86H129ZM22 85V84H21ZM30 85V84H29ZM28 85V86H29ZM34 85H38L37 83L36 84H34ZM34 85H31V87H33L32 89L34 90ZM51 85H49L50 87H51ZM57 85V89H59V84H56ZM67 85H65V87L64 88H66L67 89V91H70L68 88H67ZM79 85V84H78ZM120 87H119V86ZM122 85H124V86H122ZM140 86L139 88H138V86ZM186 85H190V82L189 81H187V83H186ZM185 85V86H186ZM41 86V85H40ZM39 86V87H40ZM44 86V85H43ZM53 86H55V85H53ZM60 86H61V84H60ZM62 86H64V85H62ZM61 86V87H62ZM83 86V87H84ZM93 86H95V88H98V90L101 92V91H103V90H100V88L99 87H97L96 86V83H95V85H92V89H93ZM127 86V87H128ZM109 87H110V85H109ZM188 87V86H187ZM21 88H23V86H21ZM26 88H27V86H26ZM25 87L23 88V89H21L22 91L24 90V89H26ZM30 88V87H29ZM29 88H28V90H29ZM41 88V87H40ZM45 88V87H44ZM46 88H48V87H46ZM53 88V87H52ZM52 88H50V90L52 89ZM55 88H56V86H55ZM54 88V89H55ZM63 88V87H62ZM63 88V89H64ZM18 89V88H17ZM31 89V90H32ZM54 89H52V90H54ZM63 89H60V91L61 90H63ZM19 90V89H18ZM21 90H19V91H21ZM32 90V91H33ZM36 90H39L38 89V87H37V89ZM35 90V91H36ZM49 89H48V92L50 91ZM51 90V91H52ZM65 90V89H64ZM63 90V91H64ZM84 90V91H83ZM121 90V91H122ZM138 92H137V91ZM41 91V90H40ZM45 91V89L43 90V92ZM50 91V92H51ZM57 91V92H56ZM55 92H56V94H54V96L51 94L52 92L54 93V91H52L50 94L49 93H47V95L49 96V95H52L53 97H55V95H57V93L59 94V90H56ZM63 91H61V93H60V96H59V98H61V96H63L64 95V93L65 92H63ZM66 91V90H65ZM93 91V90H92ZM97 91V90H96ZM96 91H95V89H94V92H95V95H99V98H103V96H104V98L109 94V92L108 91H106L105 93H104V91H103V95L102 94H100V92H98L97 91V93L98 94H96ZM136 91V92H135ZM47 92V91H46ZM83 93V94H84ZM120 93V91L118 92V94ZM0 94H2L1 92H0ZM61 94H63V95H61ZM117 94V93H116ZM115 94V95H116ZM121 94V93H120ZM3 95V94H2ZM1 95V96H2ZM7 95V94H6ZM5 95V96H6ZM82 95V94H81ZM80 94H78V98H80V97H82ZM93 95V97L95 96L94 95V93L92 94ZM100 95H102V97H100ZM106 95V96H105ZM111 95V94H110ZM122 95V94H121ZM121 95H119V96H121ZM130 95H131V93H130ZM4 96V95H3ZM2 96V97H3ZM9 95H7L6 96V98H9L8 97ZM11 96H15V95H11ZM10 96V97H11ZM20 96V97H19ZM24 94H18L17 96H15V97H11V101L9 100L8 101V99H6L8 102H11V104H15L14 102L15 101H17V99H18V101H21L22 99H24ZM48 96H46L45 95V99L46 100H49V98L51 97H48ZM91 96V95H90ZM16 97H17V99H16ZM64 97V96H63ZM77 97V96H76ZM76 97H74V98H76ZM110 97V96H109ZM1 98V97H0ZM12 98H13V100H12ZM98 97L96 98V96H95V99H99ZM111 98H115L114 96L113 97H111ZM3 99V98H2ZM51 99H53L52 97H51ZM49 100V101H52V100ZM62 99H64V98H62ZM182 99V98H181ZM45 100V101H46ZM55 98L53 99V101H52V103H56L55 101ZM4 101L5 100H3V102H2V100H0V120L2 119V120H4L5 119V121H4V123L5 124H7V125H4V123H3V121L1 120L0 121V129H1V131H0V144L2 145V142H4V144H5V141H6V136L4 137H2V135L4 134L3 133V131L5 132L6 130V133L9 131V134H11V135H13L14 134V132L13 131H16L17 132V134L19 135L21 132L19 131V133H18V126L19 125H21L20 124V121H21V118H20V121H19V119H18V117H17V112L16 113H11L9 110L11 109L10 108V106H9V108L10 109H7V101H5V103H4ZM14 101V102H13ZM26 102H27V100H25ZM49 101L47 102L48 104H50L49 103ZM57 101V100H56ZM75 101H78V100H76L75 99ZM73 102V103H76L77 104V102ZM82 101V99H80V103L81 104H83L84 102H81ZM139 101H134V102H136V103H138ZM30 102V103H29ZM31 102H35V101H30V99L28 100V103L29 104H32ZM62 102H65V100L64 101H62ZM79 102H78V104H79ZM86 102V101H85ZM5 105H4V104ZM19 103H22V102H19ZM36 103V102H35ZM57 103H59V102H57ZM16 104H18V103H16ZM62 104V103H61ZM65 104V103H64ZM3 106H5V108L3 107ZM168 106V105H167ZM155 108V109H154ZM4 110H6V112H4L3 113V111ZM23 111H24V109H23ZM25 111H28L27 110V107L25 108ZM6 113V114H5ZM10 115H9V114ZM5 114V115H4ZM16 114V115H15ZM30 114V115H29ZM4 115V116H3ZM19 117H20V114L18 115ZM3 117V118H2ZM7 117V118H6ZM28 118V120L26 121V122H24V123H26V125L28 126L27 127V131H31V135H32V137L33 136H35L36 138L38 137L37 136V134H38V132H39V134H40V132L41 133H43V130H41L40 129V131H39V129H37V130H35V128L32 126V124H33V122L32 121H34L35 119H34V113H33V115L30 113V112H28V116H27ZM9 119H10V121H9ZM158 119H161L157 124L159 125V124H161V123H163V118H158ZM13 120H15V122H17V123H15ZM25 120V119H24ZM13 121V122H12ZM10 122V123H9ZM29 122V123H28ZM179 122V123H178ZM2 123V124H1ZM9 123V124H8ZM30 123H31V125H30ZM133 124H137V122L136 123H131V125L129 124V126H132V129H133V131H134V126L135 125H133ZM181 124H182V122L181 121H177L176 120V124H175V126H178L179 125V127H177V129L178 130H180L179 132H183V133H185L186 132V129L185 128H182L181 127ZM30 127H31V129L32 130H30ZM19 128H21V127H19ZM182 128V129H181ZM25 130V129H24ZM35 130V131H34ZM27 131H24L25 132V134L27 133ZM143 131H144V133H143ZM145 131H146V133L147 134H149V135H152V142H151V145H153L154 147H156L157 148V143H156V139H157V137H158V139L160 138H162V137H164V135L167 133V130H142V133L141 134H145ZM156 131V132H155ZM12 132H13V134H12ZM58 131H56V134H58L59 135V133H57ZM129 132V131H128ZM151 132V133H150ZM6 133H5V135H6ZM29 133V132H28ZM27 133V134H28ZM2 134V135H1ZM26 134V135H27ZM38 134V135H39ZM45 134H47V137H48V134H50V132L49 133H45ZM44 134V135H45ZM52 134V133H51ZM56 134H54V132H53V135H55L56 137H57V135ZM158 134H159V136H158ZM29 135V138L27 137V139L28 140H30L32 137H31V135H30V133L28 134ZM41 135V134H40ZM61 135L64 137V136H67V134H62L61 133ZM42 137H43V135H41ZM50 136V135H49ZM54 136V137H55ZM154 136H155V138H154ZM5 138V139H2V138ZM31 137V138H30ZM41 137V138H42ZM46 137V136H45ZM44 137V138H45ZM46 137V138H47ZM53 137V136H52ZM49 138V137H48ZM3 141H2V140ZM33 139H35V138H32V140ZM172 139H176V138H172ZM5 140V141H4ZM132 140V139H131ZM154 140V141H153ZM2 141V142H1ZM171 141V140H170ZM169 141V142H170ZM181 140L179 139L178 141L177 140H173V143L175 142H177V144L180 142ZM7 142V141H6ZM172 143V141L170 142V143H168L167 142V148H168V146H169V148L170 147H172V148H177L178 146L176 145V144H173ZM7 144H8V142H7ZM50 144V143H49ZM1 145H0V147H1ZM57 145V146H56ZM3 146V148L4 149H7L8 148V150H9V147H8V145H2ZM5 146L7 147V148H5ZM49 146V145H48ZM51 146H52V144H51ZM54 146V147H53ZM52 147V149L50 148V149H48L47 148V150H45V152L44 151H42V152H44V153H47V155L48 154H50L51 155V157L53 158V157H55V158H59V156H60V158H64V160H66L67 158H69V157H66L65 158V156H66V154H67V152L65 151L66 149H67V147H66V144L65 143H56L55 145H53ZM27 147H28V151H29V149H30V151L31 150H33V149H31L30 147H31V142H29L28 143V145H27ZM32 147H33V144H32ZM2 148V147H1ZM0 148V149H1ZM3 148L0 150V158H3V156L7 153V151L8 150H6V152H5V150H3ZM52 151V152H50V151ZM154 151L156 150V149H153ZM1 151H2V153H1ZM47 151V152H46ZM54 151V152H53ZM5 152V153H4ZM37 154H39V153H42V152H39V151H35ZM29 153H31L32 154V151L31 152H29ZM35 153V154H36ZM54 155H53V154ZM58 153V154H57ZM34 154V153H33ZM36 154V156L35 155H31V157H33L34 156V158H35V160L37 161V162H39V160H40V158H41V162L43 161L42 160V158L44 157H42V156H40V155H37ZM56 154V155H55ZM61 154H62V156H61ZM107 154V155H106ZM42 155H43V153H42ZM44 155H46V154H44ZM50 155H48V157L49 158H51L50 157ZM100 155V156H99ZM104 156V158L106 157V156H108L107 158H109V154L105 151V155H104V153L102 154V152L100 153L99 152V154H98V156H96V157H94V158H91V161L90 162H88V163H83V162H81L80 163V165H79V167H78V164H76V165H73L72 163H71V161H70V159H67V160H69V162H67V160H66V163H67V165H70V166H66L65 164H62V166L63 167H60L58 170H57V176H53L52 178H51V181L52 182H48V187H50V188H52L51 190H56L57 192H61V190L65 193V191L67 192V189H68V187L67 186H69L70 184H74L73 185V187L74 186H76V185H78V186H76L77 188L76 189H74V192H77L78 190H79V192H81V194L83 195V198H82V195H81V197H79L78 195H77V197L75 196V198H77V199H72L73 201H70V202H68V203H71V202H73L72 203V208H75L74 206H77V204L79 203V207H77V208H75V209H77L76 211H75V213L72 211V209H71V207H70V209H71V211H69L68 213H70V212H73L72 213V215H74L73 217L75 218L76 217V219H77V226H79V227H77L76 225H75V227H77L78 228V232H79V234H84L83 236H85V234H88V232H87V228H88V230H89V222L87 221L89 218H87L88 216H85L84 214H86V213H81V212H83V210L84 211H86V210H89V208L88 207H85V205L87 206L88 204L90 205L91 204V200H93V198L94 197H98L99 195H101L102 194V191H101V188L100 189H98L99 188V186H97V188H96V186L95 187H93V185L92 184H89V185H81L80 183H79V179L80 178H88V177H90L91 175H97V174H99V175H101V174H107L106 176L104 175V177L106 178H108V179H110V180H114L115 178H117V180H118V178L120 177V171L119 170H115L114 169V167L112 166V164H111V158L110 159H107V158H102L103 156ZM5 156H7V155H5ZM5 156H4V158L3 159H5ZM30 156V155H29ZM58 156V157H57ZM264 156V155H263ZM46 157V156H45ZM44 157V158H45ZM48 157H46L47 159H48ZM43 158V159H44ZM45 158V159H46ZM51 158V159H52ZM59 158V159H60ZM3 159H2V161H3ZM95 159L97 160V162L95 161ZM102 162H101V161ZM108 160V161H107ZM110 160V161H109ZM0 161H1V159H0ZM107 161V162H106ZM262 161H264V159H262V160H260V162L258 161V163H261ZM0 163H2L1 165H3L4 166V162H0ZM71 163V164H70ZM74 163V162H73ZM157 163H159V162H157ZM257 164V163H256ZM64 166H65V168H64ZM77 167V168H75V167ZM158 166V165H157ZM257 166H259V165H257ZM90 167H93L94 169H96V172L95 171H93V172H91V170H90ZM8 168V167H7ZM7 168H4V169H6V170H8ZM83 169V170H82ZM43 170V169H42ZM41 170V173H43V171ZM80 170H82V171H80ZM114 170V171H113ZM80 172V173H79ZM105 172V173H104ZM117 173H119V174H117ZM84 174V175H83ZM79 175H80V178H79ZM90 175V176H89ZM98 175V176H99ZM119 175V176H118ZM87 176V177H86ZM103 177V176H102ZM114 178V179H112V178ZM8 178V177H7ZM146 178L147 179H149V175H146ZM1 180H2V178H1ZM1 180H0V186H1V188H3L4 189V191H6V193H7V195H6V193H4L3 194V189H1L0 188V197L2 198V196H4L5 198H7V199H9V197H11L12 198V195H11V193H10V191L7 189V186H10V184H11V182L12 183H14L15 185H13V184H11V185H13V186H17L16 184H17V182L14 180H12V179H6L5 177L3 178V180L7 183V185H6V183L4 184V182H3V180H2V185H1ZM30 180V179H29ZM9 181H11V182H9ZM8 182H9V184H8ZM30 182V181H29ZM31 182H32V180H31ZM64 183V184H63ZM68 183H69V185H68ZM4 185V186H3ZM65 185H67V186H65ZM3 186V187H2ZM6 186V188H4ZM58 187H60V188H58ZM72 187V186H71ZM29 188H31V190H33V192L34 191H36V190H34L35 188L33 187L32 188V186L31 187H29ZM28 188V189H29ZM50 188H49V190H50ZM63 188L65 189V190H63ZM67 188V189H66ZM73 189V188H72ZM7 190H8V192H7ZM71 190V189H70ZM103 190V189H102ZM60 192L59 193H57L55 196H57V197H61V195L62 194H60ZM63 192H61V193H63ZM101 192V193H100ZM2 194V195H1ZM26 194V193H25ZM99 194V195H98ZM59 195V196H58ZM6 196H8V197H6ZM3 197V198H4ZM10 198V199H11ZM79 198H82V199H79ZM88 198V199H91V200H89V201H87L86 199ZM99 198H100V196H99ZM83 199H85V200H83ZM95 199V198H94ZM82 200V201H81ZM111 200L113 201L114 199L113 198H111ZM45 202H47V204L49 203L50 204V201L49 200H44ZM75 201H77V204L75 203ZM85 201V202H84ZM86 201H87V203L88 204H84V203H86ZM111 202V201H110ZM142 203H145L144 205H146V202L144 201V202H142ZM46 204V203H45ZM76 204V205H75ZM94 204H95V202H94ZM97 204V203H96ZM95 204V205H96ZM158 204V203H157ZM68 205H70V204H67V207H69ZM88 205V206H89ZM94 205V206H95ZM101 205V203L99 204V206ZM103 206H104V204H102ZM111 205V204H110ZM113 205H118V204H116V202L113 204ZM152 205H156V203H152ZM46 206V205H45ZM102 206V207H103ZM66 207V208H67ZM98 207V206H97ZM96 207V208H97ZM105 207V206H104ZM111 206H109V207H105V208H110ZM244 207V206H243ZM94 208V207H93ZM100 208H101V206H100ZM100 208H97V209H100ZM240 208H242V207H240ZM239 208V211H241V209ZM22 208H20V210H21ZM69 209V210H70ZM243 209V208H242ZM244 209H245V207H244ZM16 211H18L17 209H15ZM92 210H94V209H92ZM92 210H91V213L90 214H92ZM103 210V209H102ZM101 210V214L102 215H105V213H104V211H102ZM113 210V209H112ZM115 210V209H114ZM117 210V209H116ZM246 210H247V207H246ZM12 212L11 214H13V215H15V216H12L11 215V219H12V217H13V219L11 220V222L13 223V222H16V220H18V219H20L19 218V215H17L18 213L17 212ZM109 211V210H108ZM108 211H105L106 212V214L108 213ZM236 212V215H231L232 217H234V218H232L231 216H229V220H227V218L225 217V216H227L228 214H225V213H221V212H218V211H216L215 213L216 214H218L219 215V217L221 218H217V219H219V221L220 222H224L223 220H227V222H226V220H225V223L227 224L228 223V221H229V223L230 224H227V227L229 226V230L228 229H225L226 227H224V229L223 228H221V226L223 225L222 223V225L220 224V222L218 223V222H216V223H218V224H220L219 225V227L221 228V230L223 229V230H225L226 231V236L228 237L229 236V233L231 232L230 230H237V229H239L241 226H242V224H243V218H242V213L243 212ZM243 211H245V210H243ZM64 212H65V210H64ZM64 212H63V214H64ZM67 212V211H66ZM66 212H65V214H66ZM87 212V211H86ZM90 212V211H89ZM88 212V213H89ZM94 212V211H93ZM100 212V211H99ZM98 212V213H99ZM80 214H83V217L85 216L86 218H84V220H83V218L81 219V216H80ZM93 214H95V212L93 213ZM92 214V215H93ZM240 215V217H238V218H236L237 216H239ZM71 215V214H70ZM65 216L66 218L64 219L63 218V221L65 222V221H67V222H65L66 223V225L69 227V225H73L74 226V223H73V221H71L72 219H73V217H72V215L71 216ZM78 215H79V217H78ZM92 215H91V218H92ZM222 215V216H221ZM63 216V215H62ZM94 216V215H93ZM97 216H101L100 214H98ZM97 216H95V218H92V219H97L96 217ZM60 217V219H61V215H59L58 216V218ZM72 217V219L70 220V218ZM103 217V216H102ZM231 217V218H230ZM58 218L57 219H55V221H58ZM68 218H69V220H68ZM79 218L81 219V220H79ZM117 218V217H116ZM115 218V219H116ZM225 218V219H224ZM242 218V219H241ZM59 219V220H60ZM76 219H73L74 220V222L76 221ZM91 219V220H92ZM114 219V220H115ZM216 219V218H215ZM230 219H232V220H234L235 219V222H237V223H235V222H233L232 220L230 221ZM240 221H239V220ZM62 220V219H61ZM79 220V221H78ZM91 220H90V222H91ZM100 220V219H99ZM99 220H96V222H94V223H99L100 221ZM118 220V219H117ZM63 221H59V222H56L55 224L58 226V224L57 223H59L60 225H62L64 228L66 227V225L64 226V223H63ZM80 221H81V223H82V221H86V222H83V224H86L87 222V224H86V229H83V228H80V226L82 225L81 223H80ZM116 221V220H115ZM119 221V220H118ZM118 221H116V223L118 222ZM242 221V222H241ZM240 222H241V225H240ZM70 223V224H69ZM92 223V222H91ZM97 223V224H98ZM108 224H109V222H107ZM113 223H115V222H113ZM215 223V224H216ZM225 223H224V225H225ZM14 224V223H13ZM18 224V223H17ZM79 224V225H78ZM96 224V225H97ZM100 224V223H99ZM217 224V225H218ZM10 225H12V224H10ZM104 225H107L106 223H104L103 224V226ZM233 225V226H232ZM14 226H15V228H16V223H15V225H12V227L14 228ZM83 226V225H82ZM85 226V225H84ZM93 226V225H92ZM99 226V225H98ZM102 226V228L104 229V227ZM238 226V227H237ZM95 227V226H94ZM223 227V226H222ZM15 228H14V230H15ZM74 228V227H73ZM77 228H74L76 231H75V235L77 236V238L79 239H76V236H75V240H74V244L76 245V248L78 247V245H83V243L82 244H80L81 242H83L82 240H86V237L85 238H83V236H82V238L81 237H78V232H77ZM96 228V227H95ZM94 228V229H95ZM219 228V229H220ZM83 229V231H81L82 233H80V230H82ZM93 229V230H94ZM101 229V228H100ZM11 231L10 233L9 232H6V231H0V236L2 235V238H0V243L2 242V244H0L1 246L4 244V236H5V239L8 241V242H6L7 243V245H5V246H7V249L9 250L10 248L9 247H11V245H12V247H11V249L13 248L14 249V247H15V249L14 250H12L11 251V249H10V251H11V253L12 252H14L15 250H16V248H17V250L15 251V252H17L18 250H19V247H17L18 246V244H21V242H20V240L22 241V238L20 239V237H21V235H19V233H18V231ZM96 231H98V229L96 228L95 229ZM105 231H106V229H104ZM220 230V231H221ZM222 230V231H223ZM103 231V230H102ZM221 231V232H222ZM228 231V232H227ZM1 232H2V234H1ZM7 234H6V233ZM77 232V233H76ZM143 232V231H142ZM94 234L95 236H96V234L95 233H93V232H91V230H90V233L89 234ZM98 234H100V232H97ZM102 233V232H101ZM213 233H215V234H212L213 236L212 237H216V236H218V235H216L217 233L216 232H213ZM223 233V232H222ZM221 233V234H222ZM5 234V235H4ZM10 234H12V235H10ZM13 234H14V236L15 235H17V237H16V241L15 242H13L12 243V239H13ZM88 234V235H89ZM91 234V235H92ZM144 234H146V232L144 231ZM224 234V233H223ZM8 237H7V236ZM93 235V236H94ZM104 235V234H103ZM94 236V237H95ZM143 236V235H142ZM145 237H146V235H144ZM207 236H210V235H207ZM206 236V237H207ZM222 235H220V237H221ZM91 237V236H90ZM94 237H92V238H90L89 240H92L93 241V239H94ZM98 237V236H97ZM214 237V239L213 238H211V240H215L216 238ZM8 238H10V239H8ZM89 238V236L87 237V239ZM101 238H104V237H101ZM105 238H106V236H105ZM192 238V237H191ZM210 238V237H209ZM217 238H219V237H217ZM222 238V237H221ZM221 238H219V239H221ZM229 238V237H228ZM20 239V240H19ZM99 240H100V238H98ZM9 240L11 241V242H9ZM77 240V241H76ZM89 240H86V241H88L87 243L89 244L90 242H89ZM97 240V239H96ZM103 240H105V239H103ZM102 240V241H103ZM223 240V242L226 240V238H224V239H222ZM20 243H19V242ZM91 241V243H90V245H88V249H90L91 248V246L93 247V245L94 244H92L93 242ZM95 241V240H94ZM101 241V242H102ZM106 241H108V238H106ZM209 242V244L212 242V241H210V239L208 240ZM216 241H218L219 242V240H216ZM215 241V242H216ZM99 242V241H98ZM97 242V243H98ZM191 242V241H190ZM207 242V241H206ZM214 241L210 244L211 246H214L215 247V243ZM222 242V243H223ZM229 242V241H228ZM228 242H227V240L225 241V243L224 244H228ZM8 243H9V247H8ZM11 243V244H10ZM104 243V242H103ZM192 243V242H191ZM220 243V242H219ZM69 245H71L70 243H68ZM85 244V243H84ZM96 244V243H95ZM106 244V243H105ZM209 244H208V247H210L209 246ZM214 244V245H213ZM218 244V243H217ZM216 244V245H217ZM15 245V246H14ZM69 245H66V246H69ZM111 245V244H110ZM200 246H201V244H199ZM4 246V245H3ZM2 246V247H3ZM4 246V247H5ZM50 247H52L51 245H49ZM85 246V245H84ZM86 246H87V244H86ZM206 246V245H205ZM221 245H219L218 247H220ZM223 246V247H222ZM221 246V249L223 250V248L225 247V249L227 248V249H229V247L230 248H233V247H231L230 246V244L228 245V246H226V245H222ZM2 247H0V250L2 251L3 250V252H1L0 253V259H1V257L3 258V256L4 257H6L7 255L9 256L10 254H9V252L7 251V249L6 250H4V247L2 248ZM75 247V246H74ZM97 247V246H96ZM207 247V246H206ZM213 247V248H214ZM80 248V249H79ZM94 248H95V245H94ZM78 249L79 250H81L82 249V246L81 247H78ZM193 249V248H192ZM194 249H195V247H194ZM218 248L216 247V249L214 248V250L215 251H218V250H220L221 251V249L219 248L218 250H217ZM226 249V250H227ZM85 250V249H84ZM189 250H191V249H189ZM208 250H209V252H208ZM208 250H206V253L205 254H201L200 256V262H201V264L203 263V264H214V261H213V253L215 252V251H213V253L211 252V248L210 249H208ZM5 251L7 252L6 253V256H5ZM19 251H21V250H19ZM83 251V250H82ZM93 251V250H92ZM224 251V250H223ZM222 251V252H223ZM230 251H231V249H230ZM84 252H86V250L85 251H83V253ZM227 252V254H228V250L226 251ZM225 252V253H226ZM3 253V254H2ZM48 255L51 257V259H50V257H49V259L52 261H54V264H58V262L60 263V264H77L78 262V264H86V259H87V257L89 256V254L91 253H94V252H91V249L89 250V253L88 252H86L87 254V256L84 254V255H82L83 253L81 252V254L79 253V255L78 256H75V258L74 259H72V260H70V259H67V261H71L70 263H68V262H66V260H64L63 258H61V256L58 254V251H53V250H51L50 252L48 251ZM53 254L52 256H51V254ZM195 253V252H194ZM212 253V254H211ZM217 254L218 253H220V252H216ZM225 253H223L224 255H225ZM1 254H2V256H1ZM55 254V255H54ZM193 254V253H192ZM192 254H191V256H192ZM82 255V256H81ZM190 255V254H189ZM219 255V254H218ZM221 255V254H220ZM53 256H54V258H53ZM56 256V257H55ZM80 256L82 257L81 258V260H80ZM195 256H196V258L199 256L198 255V253L196 254L195 253ZM193 257H194V255H193ZM192 257V258H193ZM220 257V256H219ZM57 258V260H55ZM84 258V259H83ZM199 258V257H198ZM216 258V257H215ZM214 258V259H215ZM6 259V258H5ZM4 259V260H5ZM59 259H61L62 261H60ZM83 259V260H82ZM217 259H218V257H217ZM2 260V259H1ZM0 260V261H1ZM10 260V259H9ZM101 260V259H100ZM192 260V259H191ZM190 260V261H191ZM195 260V259H194ZM5 261H7V259L5 260ZM5 261H2L3 263L5 262ZM14 261V260H13ZM26 263H27V259L25 258V260H24ZM24 261H22V260H20V261H15V262H18V263H15V264H20L21 262H22V264H24L25 262ZM52 261V262H53ZM57 261V262H56ZM65 261V262H64ZM102 261V260H101ZM189 261V262H190ZM193 261V260H192ZM203 261V262H202ZM216 261H218V260H216ZM2 262H0V264H2ZM7 262H9V261H7ZM7 262H5V263H7ZM10 262H11V260H10ZM24 262V263H23ZM195 262V261H194ZM193 262V263H194ZM229 262V261H228ZM11 263H13V262H11ZM11 263H8V264H11ZM13 263V264H14ZM25 263V264H26ZM192 263V264H193ZM230 263V262H229ZM28 264V263H27ZM97 264V263H96ZM104 264H106V263H104ZM108 264V263H107ZM197 264V263H196ZM199 264V263H198ZM215 264H218V262L216 263L215 262ZM226 264H228L227 262H226Z\"/></svg>",
  "mask_w": 264,
  "mask_h": 264
}]
</instances>
